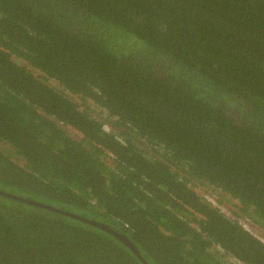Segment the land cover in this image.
Returning a JSON list of instances; mask_svg holds the SVG:
<instances>
[{
	"label": "trees",
	"instance_id": "16d2710c",
	"mask_svg": "<svg viewBox=\"0 0 264 264\" xmlns=\"http://www.w3.org/2000/svg\"><path fill=\"white\" fill-rule=\"evenodd\" d=\"M0 146V264H264V0H0Z\"/></svg>",
	"mask_w": 264,
	"mask_h": 264
},
{
	"label": "rangeland",
	"instance_id": "374dc122",
	"mask_svg": "<svg viewBox=\"0 0 264 264\" xmlns=\"http://www.w3.org/2000/svg\"><path fill=\"white\" fill-rule=\"evenodd\" d=\"M48 85L52 88L60 89L58 87V85L53 81H49ZM73 102L77 106H79L80 108H87L88 110L92 111L95 118H97L99 120H104L107 117L105 112L99 110L96 106L92 105L91 103L81 102L80 100H78L76 98L73 99ZM74 134L75 133L72 130H68V135L74 136ZM0 149H3V148L0 146ZM195 192L205 202H207L208 204H212L214 207L218 208L219 211L226 218L235 219V216L233 215V213L236 212V206H237V204L235 202L231 201L230 199H228L225 196H221L218 192H216L210 188L197 187L195 189ZM237 221L241 226H243L245 229H247L249 231V233H251L252 235L257 237L258 239L262 240L264 243V233L257 226H254L252 224V222H249V220L246 218H243V219L238 218Z\"/></svg>",
	"mask_w": 264,
	"mask_h": 264
},
{
	"label": "water",
	"instance_id": "95a60500",
	"mask_svg": "<svg viewBox=\"0 0 264 264\" xmlns=\"http://www.w3.org/2000/svg\"><path fill=\"white\" fill-rule=\"evenodd\" d=\"M0 195H2V196H8V197H10L9 195H7V194H5V193H2V192H0ZM15 199V198H14ZM19 200V199H18ZM24 203H27V204H30V205H36V206H38V207H42V208H45V209H49V210H51V211H54V212H57V213H61V214H63V215H66V216H69V217H72V218H75V219H79V220H82V221H84V222H86V223H88V224H90V225H93V226H95V227H97V228H100V229H102V230H104V231H106L107 233H109V234H111L112 236H114L116 239H118L120 242H122L123 244H125V246L136 256V257H138L139 258V260L142 262V264H146V262L139 256V253H138V251L133 247V246H131L130 245V243L127 241V239L126 238H124L122 235H118L117 233H115L114 231H112V230H110L107 226H105L104 224H102V223H99V222H94V221H90V220H87V219H82V218H80V217H77V216H75V215H73V214H70V213H64V212H61V211H57V210H55V209H53V208H48V207H46V206H43V205H40V204H36V203H33V202H30V201H26V200H24L23 201Z\"/></svg>",
	"mask_w": 264,
	"mask_h": 264
},
{
	"label": "clouds",
	"instance_id": "9594fccd",
	"mask_svg": "<svg viewBox=\"0 0 264 264\" xmlns=\"http://www.w3.org/2000/svg\"><path fill=\"white\" fill-rule=\"evenodd\" d=\"M243 227V226H242ZM244 228V227H243ZM245 229V228H244Z\"/></svg>",
	"mask_w": 264,
	"mask_h": 264
}]
</instances>
